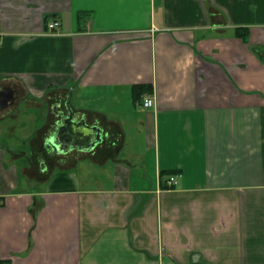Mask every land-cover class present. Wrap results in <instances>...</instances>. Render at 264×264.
Segmentation results:
<instances>
[{
	"label": "crops",
	"instance_id": "obj_1",
	"mask_svg": "<svg viewBox=\"0 0 264 264\" xmlns=\"http://www.w3.org/2000/svg\"><path fill=\"white\" fill-rule=\"evenodd\" d=\"M0 86V264H264V0H0Z\"/></svg>",
	"mask_w": 264,
	"mask_h": 264
},
{
	"label": "water",
	"instance_id": "obj_2",
	"mask_svg": "<svg viewBox=\"0 0 264 264\" xmlns=\"http://www.w3.org/2000/svg\"><path fill=\"white\" fill-rule=\"evenodd\" d=\"M15 100L14 90L0 89V111L12 105ZM102 142V131L86 123L84 118L74 120L73 111L68 108L67 116L47 140L53 154H64L71 150L90 152Z\"/></svg>",
	"mask_w": 264,
	"mask_h": 264
},
{
	"label": "built area",
	"instance_id": "obj_3",
	"mask_svg": "<svg viewBox=\"0 0 264 264\" xmlns=\"http://www.w3.org/2000/svg\"><path fill=\"white\" fill-rule=\"evenodd\" d=\"M60 27V23L57 20H53L52 22H50L47 27H46V31L45 34L47 35H53L55 34V32L58 30V28ZM154 105V99L151 96H144L142 98V106L145 109H149ZM175 177L174 176H170L167 179V184L168 185H172L174 182Z\"/></svg>",
	"mask_w": 264,
	"mask_h": 264
},
{
	"label": "flooded vegetation",
	"instance_id": "obj_4",
	"mask_svg": "<svg viewBox=\"0 0 264 264\" xmlns=\"http://www.w3.org/2000/svg\"><path fill=\"white\" fill-rule=\"evenodd\" d=\"M4 87V86H3ZM2 88V86H0V89ZM8 88V87H7ZM10 89H12V90H15L14 88H11L10 87ZM15 92V94H16V98L17 97H19L18 96V92H17V90L16 91H14ZM52 110L53 111H56V106L54 107V108H52ZM71 110V109H70ZM67 114H68V111L67 112H65V111H63V115H60L59 113H58V111H56V113H55V115L57 116V117H60L61 118V120H63L66 116H67ZM61 123H62V121H61ZM60 123V124H61ZM52 135V134H51ZM43 149H45V151H46V153L48 154V156H50V158H52V159H50V161L51 160H55V157L57 156V155H59V154H53V150L51 151V149H50V147L47 145V143L45 142V145H44V148ZM35 158V157H34ZM34 158H29V161H28V163H31L32 161H33V159ZM52 162V161H51Z\"/></svg>",
	"mask_w": 264,
	"mask_h": 264
},
{
	"label": "trees",
	"instance_id": "obj_5",
	"mask_svg": "<svg viewBox=\"0 0 264 264\" xmlns=\"http://www.w3.org/2000/svg\"><path fill=\"white\" fill-rule=\"evenodd\" d=\"M83 16H85V14H79L78 15V20L83 19ZM151 92V88L149 86H135L133 87V94L135 97H140L142 94H150Z\"/></svg>",
	"mask_w": 264,
	"mask_h": 264
},
{
	"label": "rangeland",
	"instance_id": "obj_6",
	"mask_svg": "<svg viewBox=\"0 0 264 264\" xmlns=\"http://www.w3.org/2000/svg\"><path fill=\"white\" fill-rule=\"evenodd\" d=\"M17 132H18V130H17ZM16 134H18V133H16ZM5 142H6V136H5V133H4L3 136L0 138V148L1 147L3 148ZM17 144H18V148H19L20 145H19V143H16V145ZM20 148H22V147L20 146ZM5 149H7V146H5ZM15 163L18 164V165H22V161L20 159L17 160ZM21 181H22V178H20V183H21ZM21 186L23 187L24 185H21Z\"/></svg>",
	"mask_w": 264,
	"mask_h": 264
}]
</instances>
